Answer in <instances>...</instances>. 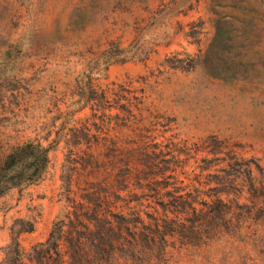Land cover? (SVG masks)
Listing matches in <instances>:
<instances>
[{
  "label": "rangeland",
  "instance_id": "374dc122",
  "mask_svg": "<svg viewBox=\"0 0 264 264\" xmlns=\"http://www.w3.org/2000/svg\"><path fill=\"white\" fill-rule=\"evenodd\" d=\"M25 141L0 264H264V0H0V166Z\"/></svg>",
  "mask_w": 264,
  "mask_h": 264
},
{
  "label": "trees",
  "instance_id": "16d2710c",
  "mask_svg": "<svg viewBox=\"0 0 264 264\" xmlns=\"http://www.w3.org/2000/svg\"><path fill=\"white\" fill-rule=\"evenodd\" d=\"M48 152V147L41 146L38 142L34 141H25L11 149L5 155L0 166V196L4 195L11 188L36 181L47 166ZM68 182L69 179L66 184ZM104 222L111 224L110 221ZM52 243L56 248V241ZM38 246H43V243H39ZM56 253L54 250V254ZM56 262L57 264H63L62 260Z\"/></svg>",
  "mask_w": 264,
  "mask_h": 264
}]
</instances>
